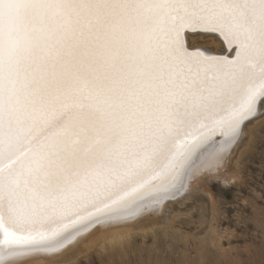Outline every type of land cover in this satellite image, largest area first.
<instances>
[{"label": "snow or ice", "instance_id": "6c2138e0", "mask_svg": "<svg viewBox=\"0 0 264 264\" xmlns=\"http://www.w3.org/2000/svg\"><path fill=\"white\" fill-rule=\"evenodd\" d=\"M260 119L264 0H0V264L176 198Z\"/></svg>", "mask_w": 264, "mask_h": 264}, {"label": "rangeland", "instance_id": "374dc122", "mask_svg": "<svg viewBox=\"0 0 264 264\" xmlns=\"http://www.w3.org/2000/svg\"><path fill=\"white\" fill-rule=\"evenodd\" d=\"M192 39L205 48L216 43L200 36ZM246 136L234 160H239V177L205 181L218 208L214 215L208 196L202 191L193 192L188 201L177 199L170 205V216L165 215L162 224L146 223L144 228L127 231L115 239L113 245H123L124 250L102 252L94 246L80 254L81 260L74 264H163L164 257L156 249L162 248L170 235L173 256L167 259L173 264H264V119L249 124ZM202 214L212 220V226L199 231L197 219ZM167 218L172 220L168 222ZM199 242L202 247L196 248Z\"/></svg>", "mask_w": 264, "mask_h": 264}, {"label": "bare ground", "instance_id": "6f19581e", "mask_svg": "<svg viewBox=\"0 0 264 264\" xmlns=\"http://www.w3.org/2000/svg\"><path fill=\"white\" fill-rule=\"evenodd\" d=\"M200 38H210L214 39L216 42V38L214 36L205 37L201 35ZM208 47L210 49L216 50L217 42L213 45H208ZM246 134L247 128L245 130H242L239 136H237L234 140L228 142L227 144L217 145L212 150H210L209 153L205 154V156L202 157L201 163L194 166L190 171V175L186 182V187L176 198L149 203L140 208L138 212L131 217L103 222L91 228L87 232L78 235L74 241L68 244L60 252L53 255L42 254L33 258H27L22 260L20 264H74L81 260L80 258H78L80 254L88 251L94 246H97V250L100 249L102 252L104 250H108V252H111L117 248H122V250H124L123 245H113L114 243H116L114 242L115 239H119L120 236L127 231L144 228L146 223H156L158 225L162 224V218H164L165 215L168 216L170 214V205L173 204V202H177L178 200L188 201V199L193 197V194L197 191H202V193L208 196V199L210 200L211 212L214 215L215 211L218 208L215 204L216 202L214 201V197L210 189L205 186V181H207L208 179H213L215 177H219L224 181H229L239 177V174L237 172V161L239 160H237L235 163L234 161H232L234 165V167L232 168H229L228 165L233 153L235 152L236 155L238 150L245 144L246 141L241 144V137H247ZM251 138L252 136L250 134V141ZM197 195H195V198L198 197ZM171 220L172 218H167L168 222H170ZM197 222L199 231H201L206 225L208 227L212 226V220L208 221L207 219H205L204 214L200 215V217L197 219ZM163 227L165 229L168 226ZM217 241L220 242L221 239H218ZM195 245L197 246V244ZM199 247H202L200 242L198 243V246L196 248ZM87 263L91 264L90 261H87Z\"/></svg>", "mask_w": 264, "mask_h": 264}]
</instances>
